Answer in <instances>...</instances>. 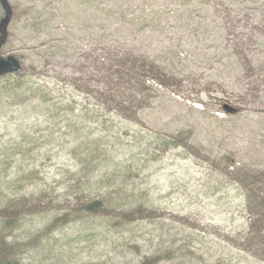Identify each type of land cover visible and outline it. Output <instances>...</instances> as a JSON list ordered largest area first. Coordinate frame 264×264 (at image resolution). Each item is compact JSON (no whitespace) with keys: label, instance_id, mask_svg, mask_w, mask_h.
I'll use <instances>...</instances> for the list:
<instances>
[{"label":"rangeland","instance_id":"rangeland-1","mask_svg":"<svg viewBox=\"0 0 264 264\" xmlns=\"http://www.w3.org/2000/svg\"><path fill=\"white\" fill-rule=\"evenodd\" d=\"M8 2L22 22L24 12L44 4L43 0ZM51 2L46 0L47 4ZM59 2L56 9L51 6L46 10H62L61 6L68 4L64 14L71 20L65 22L77 24L75 33L79 34L84 23L79 0ZM94 9L95 6L90 9V26L95 22ZM262 11H250V16L260 20ZM2 16L0 6V19ZM195 18H189L191 28L165 22L162 26L166 25V29L159 31L163 32L158 40L162 51L159 54L178 45L179 33L188 37L195 28ZM22 22L17 25L18 35L12 36L16 24L13 18L0 56H23L27 65L34 62L48 66L49 58L40 57L48 52L44 46L48 37L43 34L28 41L27 47L33 49H24L22 40L27 35L21 31ZM241 26L232 34L250 33ZM180 45H187L184 49L189 52L196 47L210 55L225 48L224 52L231 51L238 47V40L221 44L213 40L204 44L182 41ZM244 53L249 57L246 60L244 54L240 56L241 72L232 77L216 76L220 64L215 63L210 70L198 67L197 61L189 58L184 73L191 70L196 73L194 78L181 80L180 89L158 91L155 102L141 111L135 122H114L103 142L114 146L115 161L122 160L126 166L134 162L126 178L128 190L142 194L149 202L142 216L121 229L116 225L117 217L112 221L81 217L80 206L68 210L63 196L65 187L74 176L80 178L79 163L87 156L75 149L82 143L77 139L78 129L70 130L64 124L50 105L53 102L44 106L29 99L30 94L21 89L8 87L12 82L8 84L1 78L0 176L3 195L7 196L2 203L24 196L37 206L31 209L33 215L19 221L6 240L16 248L15 264H142L155 257L161 260L159 264H264L231 248L228 241L244 228L247 218L236 182L226 174L224 158H232L237 168L264 170V39L247 46ZM248 60L254 63L251 65ZM50 76L32 83L46 81L56 87L57 82ZM64 90L58 88L55 94L62 95ZM97 131L96 128L90 141L97 138ZM178 133L182 134L178 147L162 151L161 141ZM111 134L119 135V142ZM111 190L116 193L119 188L114 186ZM41 191L54 192L59 200L49 208L48 202L33 201L31 198ZM65 214L70 217L67 224Z\"/></svg>","mask_w":264,"mask_h":264},{"label":"trees","instance_id":"trees-1","mask_svg":"<svg viewBox=\"0 0 264 264\" xmlns=\"http://www.w3.org/2000/svg\"><path fill=\"white\" fill-rule=\"evenodd\" d=\"M43 2L42 8L34 6L38 10L32 7L24 12L23 22L21 17L14 14L16 27L14 25L12 36L18 35L17 25L22 22L24 27L21 31L27 35L22 45L28 50L33 49L28 48V41L46 34L44 37L49 40L44 46L48 52L40 57H48L49 65L41 66L34 62L27 65L23 56H16L22 63L21 72L4 79L8 84L12 82L8 87L30 94L29 99L38 100L44 106L53 102L50 105L56 108L64 124L70 130L79 131L77 139L82 143L75 149L82 151L78 154L87 156L79 163L82 165L80 178L74 176L72 182H67L71 184L65 187L63 196L68 210L80 206L81 217L93 216L110 221L117 217L116 225L121 229L142 216L149 202L142 194L128 190L126 178L134 162L126 166L122 160L115 161L114 156L117 155L114 154V146H107V142H103L109 136L112 125L114 122L120 125L135 122L139 113L155 102L158 91L174 87L180 89L181 80L194 78L195 72L190 70L184 73L189 58L197 61L198 67L202 65L210 70L214 69L215 63L220 64V70L216 73L219 78L222 74L232 77L240 73L238 62L243 54L248 59L249 56L244 53L247 46L264 39V14L260 20L250 16V11L263 13L264 0H79L78 5L82 9L80 15L84 20L79 34L75 33L77 24L66 23L71 20L64 14L68 4H63L62 10H46L51 6L56 9L60 2ZM92 6H95V22L90 26ZM202 11L203 14H197ZM194 16L196 24L189 36L179 33L178 45L169 47L164 55L159 54L161 47L158 40L163 33L159 31L166 29V25H162L174 22L180 27L191 28L189 18ZM184 20L187 22L183 23ZM240 24L250 33L232 34ZM232 39L238 40V47L225 52L227 48L220 49L210 55L196 47L189 52L184 49L189 44L183 48L180 45L182 41L204 44L213 40L221 44ZM248 61L251 65L254 63ZM254 69L251 66L250 70ZM50 75L57 82L56 87L46 81L32 83L39 77L49 79ZM57 87L59 91L65 89L64 94L56 95ZM96 128L98 139L90 141L89 137ZM181 133L162 140V151L177 148ZM111 135L119 142V135ZM77 153L74 152V155L79 157ZM232 161V158L225 157L224 167L226 174L236 182L235 189L242 197V212L247 222L238 235L228 238V241L231 248L264 263V170L237 168ZM3 185L0 176V220H3L0 264H15L16 248L6 240L17 229L19 221L33 215L31 209L37 206L29 203L24 196L14 197L3 204V199H7L3 195ZM9 185L11 190L13 183ZM114 186L119 188L116 193L111 190ZM31 199L48 202L47 208L59 200L54 192L47 191H41ZM69 219L65 214L64 224L69 223ZM160 261L155 257L145 259L142 264H159Z\"/></svg>","mask_w":264,"mask_h":264},{"label":"water","instance_id":"water-1","mask_svg":"<svg viewBox=\"0 0 264 264\" xmlns=\"http://www.w3.org/2000/svg\"><path fill=\"white\" fill-rule=\"evenodd\" d=\"M3 17L0 20V51L7 44L8 30L14 18V12L8 0H0ZM22 69L21 62L15 57L3 58L0 56V78L15 75Z\"/></svg>","mask_w":264,"mask_h":264}]
</instances>
